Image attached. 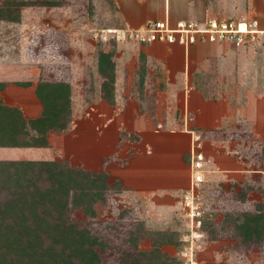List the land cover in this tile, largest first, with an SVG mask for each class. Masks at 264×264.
<instances>
[{
  "label": "rangeland",
  "instance_id": "1",
  "mask_svg": "<svg viewBox=\"0 0 264 264\" xmlns=\"http://www.w3.org/2000/svg\"><path fill=\"white\" fill-rule=\"evenodd\" d=\"M49 1H58L61 5L43 4ZM35 2L40 4H32ZM248 3L251 9L247 12H228L222 16L237 19L242 15L257 20L260 28H264V0L263 14L254 11L252 0ZM16 14L20 17L18 21L13 20ZM118 14L113 0H0V58L37 70L35 79L79 84L75 105L76 116L80 118L79 133L72 145L79 164L72 167L90 170L81 166L89 159L85 136L98 135L103 129L102 142L97 143L94 150L95 158L91 156L99 168L90 170L106 174L104 199L93 204L96 212L93 220L98 223L95 227L104 242L95 246L102 263L129 264L140 251L154 247L165 253L164 260L165 257L174 260L167 263H185L180 251L193 240L191 221L181 205L183 193L188 188L184 183L190 181V150L183 154V164L176 168V191H168L165 199L145 198H155L154 208L148 206V202L138 208L137 200L141 198H134L131 192L132 183H148L153 173L156 183H163L160 177L164 174L160 170L165 165L164 155L157 156L156 171L152 163L149 167L147 160L145 171L140 168L139 177L133 174L132 167L133 159L140 157L137 143L140 137L133 112L138 113L140 107L146 115L160 99L172 100L177 116L181 109L188 115L189 124L185 128L194 130L190 135L198 136L204 153V177L197 190L203 237L194 240V259L198 264H264V236L258 242L244 243L235 229L236 224L250 221L257 212H264V41L238 47L217 42L212 44L210 51L207 44L193 46L185 67L181 56L177 62L171 59L178 55L175 50H181L176 46L138 43L105 32V29H136L132 25L122 26ZM2 20L10 22L2 23ZM246 47L252 52L250 60L249 54H244ZM160 51L164 53L161 56L157 55ZM197 51L199 57L206 60L203 69H198L203 59L195 60ZM102 52L109 54L112 63V66L104 64V74L98 69ZM241 55L248 57L250 66H245V58ZM163 60L170 62L168 66L172 68L162 76L155 69L162 67ZM185 68L190 74L184 76ZM250 80L253 82L247 84ZM164 83L173 86L167 90ZM101 101L106 111L102 114L103 121L84 122L86 107ZM117 103L124 111L123 116L116 117ZM196 109L203 110L205 121L213 119L204 127L207 128L205 133L195 129ZM154 126L161 125L155 123ZM181 128L179 123L172 127L174 130ZM206 130L211 131L210 139L203 137ZM183 140L179 135L167 134H156L154 138L161 151L169 143L180 148ZM235 155L240 158L241 167L230 172L229 163ZM162 204L166 212L159 213ZM69 213L74 219H89L80 208H73ZM134 231L136 248L130 237L126 238ZM161 232L170 237L167 244L158 235ZM146 263V259L139 256L138 264Z\"/></svg>",
  "mask_w": 264,
  "mask_h": 264
},
{
  "label": "trees",
  "instance_id": "2",
  "mask_svg": "<svg viewBox=\"0 0 264 264\" xmlns=\"http://www.w3.org/2000/svg\"><path fill=\"white\" fill-rule=\"evenodd\" d=\"M43 4L61 5L58 1ZM19 18L16 14L13 20ZM105 63L112 66L109 54L102 52L98 69L103 74ZM34 93L42 105L36 118L26 119L18 107L0 102V146H47L49 131L68 129L70 85L39 81ZM105 179L104 173L75 168L68 161H0V264H103L95 249L104 242L95 227L93 204L104 199ZM73 208H80L89 219L72 218ZM235 229L244 243L262 240L264 212L236 224ZM130 233L126 238L136 248V232ZM158 235L163 243L169 242L168 234ZM136 256L129 264H138L139 256L146 264L174 261L164 260L166 255L158 247Z\"/></svg>",
  "mask_w": 264,
  "mask_h": 264
},
{
  "label": "crops",
  "instance_id": "3",
  "mask_svg": "<svg viewBox=\"0 0 264 264\" xmlns=\"http://www.w3.org/2000/svg\"><path fill=\"white\" fill-rule=\"evenodd\" d=\"M113 1L115 3L117 13H119L118 22L121 23L122 26L123 24L124 26L132 25V26H136V28L137 26L141 27L147 19H151V18H161V19L168 18L169 20L172 21L193 20V19L209 18L212 17L210 15L213 14L216 15L213 17H225L222 16L224 13H228V12L242 13L243 11L247 12L249 9H251L249 7L248 0H113ZM252 6L255 12L257 11L263 14V0H252ZM9 22L10 21L2 20V23H9ZM34 35H36V33H34ZM262 41L263 40H261L260 42H254V44H259ZM252 44L253 43L251 44L247 43L244 44V46L252 45ZM201 45L202 44H198L196 46L198 47ZM208 46L210 47L207 49L208 51H210L213 45L211 44ZM178 48L181 50L179 51L172 49V51L175 50V53H177L178 55L176 54L177 56H172L171 59L177 62L178 57L181 56L182 58L181 62L186 67L190 52H192L193 49L191 47L186 51L184 48H180V47ZM162 54L164 53L160 51L157 55L161 56ZM244 54L245 55L249 54L248 56L250 57L249 60L251 59L252 52L249 51L247 47L245 48ZM195 57H196L195 58L196 61H198L199 59H203L200 61L203 62L200 63L198 68V69H203L201 67L206 65V60H204V58L202 57L201 58L199 57L198 51L196 52ZM240 57H244V56L241 55ZM248 57L247 58L244 57L245 58L244 64L246 67L250 66V64H248L250 63L248 62ZM161 63H162L161 64L162 67L159 69H155V71L156 73H161L160 75L162 76L164 74L167 75L168 70L171 67L168 66L170 65V62L167 63L165 60H163L161 61ZM186 73L187 75L190 74L187 68H185V72H183L182 74H184L185 76ZM36 74H37V70H32L30 68L28 69L25 68L20 63H16V62L13 63L6 61L5 58H0V102H2V104L5 105L18 107L26 119L36 118L41 114L42 111V105L34 93V87L39 81H44V80L35 79L34 76ZM51 81L57 82L59 80H51ZM160 81L162 80L160 79ZM16 82H29L30 84L28 86H23L16 84ZM65 82L70 85V99H71V110H72V121L69 124L68 129L62 132L49 131L47 137L48 140L47 146H0V161H55V160L65 159L69 162L71 166L79 164L76 161L74 155L75 148L72 146L73 144L75 145L79 133L78 129L80 124L79 121L80 118L76 116V109H75V105L77 103V97H76L77 88H79V84H74V82L71 83L69 81H65ZM184 82L186 83V81ZM246 82L247 84H251V82L253 81L250 80ZM163 86L165 89L167 88V90H169V88L172 87L173 85H171V83H164ZM250 89L251 88L249 87L248 91H250ZM115 100L117 102V98H115ZM96 105L90 104L89 106L86 107L87 116L83 117V120L85 119L84 122L87 123L93 122L95 119L103 121L102 117L106 112L104 108V104L101 101L99 104ZM118 106L119 103L116 104V108H117L116 117H119L120 115L123 116V112H124L123 109H120ZM139 108H138V113L136 114H134L132 110L133 112L132 117L137 123L136 125L137 134L140 137L139 142H137L139 144V152H140L138 156L140 157L138 158L135 157V159H133L132 161L133 174H136L137 177L140 176L141 173L140 171L141 169L142 171L144 170V167L146 165V160L148 161L149 167H151L150 165L152 163L153 164L152 168L155 169V162L159 163V161L156 160L158 158L157 156L160 157L161 155H164L163 160L165 162V165L162 168V170H160L164 174V176L160 177L163 183H156L157 178L154 173L152 178L148 179V183H143V182L132 183L131 192L134 198L137 196L138 198H141V200H137V204L139 206L138 208H140L141 205L146 202H148V206H152V208H154V203H157V202L153 203V200L155 198H152V200L150 199L146 200L145 198L158 196L160 198L164 197L165 199L168 196V194L171 193L170 190L176 191V188L178 187L177 182H175L177 176L176 170L179 169L180 167L179 165L183 164L182 156L183 154H186L190 150L193 136L195 135L194 134L190 135V133L194 132L193 129L185 128V126L189 124L188 115L186 116L182 109L180 110V113L178 115L179 117L175 114L177 113V111L173 109L172 100H162V101H160V99L157 100V102L153 104L152 110L150 112L148 110L146 115L142 114L143 112H141ZM196 110L198 111V113H196L195 116V118L197 119L195 129L202 130L204 132V130L207 129L204 127L209 126V124H211V121H213V119L205 121L204 120L205 114L203 110L202 109H196ZM244 117H246V112H244ZM146 122L148 123V125H145ZM155 123L161 125L160 126L161 129H159L160 127L156 128L154 126ZM178 123L180 124V126H182V128L176 130L172 129L173 125L175 124L178 125ZM102 131L103 129H101L100 133L98 134L99 136L96 133L90 136H85V139L88 141V143L87 141L85 142L86 143L85 148L89 149V153L87 154L89 159L87 158L86 162L83 161L84 163H81L82 164L81 166H83L84 168L94 171L99 168L97 167L98 162L96 163L95 160L92 161L91 156L94 155L95 158L94 150L97 149L96 148L97 143L102 142L100 138L102 137L101 134ZM208 131L209 130H206V132ZM144 132H147V135L145 134L143 135ZM156 134L179 135L184 138L183 140L184 143L181 145L182 147L180 148L169 143V145L163 146V148L164 147L165 148L162 149L161 151L158 147V144L154 142V138ZM207 135L208 137L209 136L210 137L208 138ZM145 137L147 142L145 140ZM203 137L210 139L212 136L211 133H206L203 135ZM92 146L95 148H92ZM201 151L203 152L202 149ZM233 157H234L233 158L234 161L232 160L229 163L228 170L230 172H236L237 169L241 167L240 158H237L236 155ZM156 170L157 169H155V171ZM149 171L151 170L149 169ZM246 171H250L247 173H254L253 170H246ZM184 184L187 185L189 183H184ZM149 202H151V204ZM158 212L159 213L166 212V206H164V204L160 205Z\"/></svg>",
  "mask_w": 264,
  "mask_h": 264
},
{
  "label": "built area",
  "instance_id": "4",
  "mask_svg": "<svg viewBox=\"0 0 264 264\" xmlns=\"http://www.w3.org/2000/svg\"><path fill=\"white\" fill-rule=\"evenodd\" d=\"M105 30L108 33H115L116 38L134 39L144 44L162 43L182 47L186 51L198 44L211 45L217 42H227L238 47L247 43L264 41V28H260L257 20L244 16L237 19L209 17L175 21L168 18H151L147 19L140 28ZM197 140L198 136H193L189 152L190 181L181 200V205L191 221L190 235L193 239L188 242V247L180 251L182 258H185L184 264H198L194 259L193 250L196 246L194 240L203 237L202 210L197 190L204 177L202 168L204 154Z\"/></svg>",
  "mask_w": 264,
  "mask_h": 264
},
{
  "label": "bare ground",
  "instance_id": "5",
  "mask_svg": "<svg viewBox=\"0 0 264 264\" xmlns=\"http://www.w3.org/2000/svg\"><path fill=\"white\" fill-rule=\"evenodd\" d=\"M110 31H113V30H110Z\"/></svg>",
  "mask_w": 264,
  "mask_h": 264
}]
</instances>
